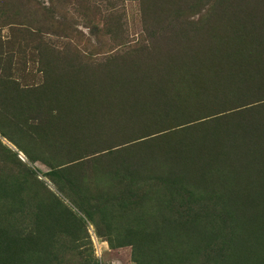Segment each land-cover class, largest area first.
Wrapping results in <instances>:
<instances>
[{"label":"rangeland","instance_id":"1","mask_svg":"<svg viewBox=\"0 0 264 264\" xmlns=\"http://www.w3.org/2000/svg\"><path fill=\"white\" fill-rule=\"evenodd\" d=\"M0 264H264V0H0Z\"/></svg>","mask_w":264,"mask_h":264}]
</instances>
